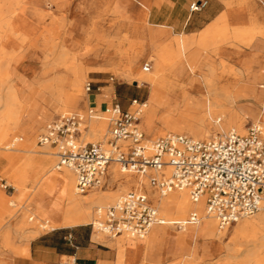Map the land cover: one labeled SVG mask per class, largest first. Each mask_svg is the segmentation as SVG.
Segmentation results:
<instances>
[{"label":"rangeland","instance_id":"1","mask_svg":"<svg viewBox=\"0 0 264 264\" xmlns=\"http://www.w3.org/2000/svg\"><path fill=\"white\" fill-rule=\"evenodd\" d=\"M8 1L0 0V2ZM146 1L147 3L140 4L137 0H12L11 8L14 10L15 23H17L19 32L26 29V40L21 41L20 38L14 36L3 50L0 47V68H6L9 56L12 55L14 57L8 67L10 76L7 83L9 82L8 86L16 85L18 90L20 87L19 94L22 100L28 104V110L34 111L35 120L34 122L32 120L28 121L27 111L23 117V122L16 129L12 128L7 137V143L14 142L16 144L12 145L10 149L3 147L0 150L11 156L7 159L0 153L6 158L0 160V168L7 188L13 192V194L9 191L7 192V200L1 207L0 236L4 226L19 219L20 222H24L23 226L19 228L20 232L26 230V235L28 236L37 235L39 232L49 228H44L42 226L44 220H37L35 214L48 216L46 207L53 208L55 206L59 207L61 214L69 204L64 198V184L61 177L63 170L57 168V157L53 154L54 149L37 145L38 136L46 124L60 113L68 111L86 113L89 108H93L102 117L100 119L89 118L86 120V128H84V125L81 141L83 143H106L110 137L111 128L109 122L103 117L105 116L103 110L106 107L111 104H119L124 110L136 111L140 109L142 102L152 99L153 96L164 98L165 100L167 95H169L168 98L173 102V105L159 109L156 112L153 118L154 131H148L141 113L140 125L148 140L166 133H180L165 130L163 134H159L165 127L164 120L167 117H180L186 112V99L181 100L175 94H168L166 90L152 89L150 84L146 82L138 86L134 76H126L125 73L120 72L126 64L125 53L131 52L128 48L129 41L123 39L125 36H129L131 41H136L146 47L145 54L141 56L137 69L142 71V67L148 64L149 70H152L155 60V56L151 55L153 53L152 48L156 45L167 43L173 36H178L175 34L182 33L183 30L187 31L204 24L206 19L205 8L191 11V3L184 4L182 0L173 7H168L166 0ZM256 1L258 5L255 9L248 3L238 5V0H233L231 7L226 5L225 0H211L210 7L214 9V12L218 10L227 11L230 29L248 27L254 22L259 27H264V0ZM6 14H9V12ZM5 18L7 19V16ZM188 19H191L192 24L184 28L183 24ZM0 20L5 21L3 18H0ZM3 30V27L0 28V31ZM153 30H164L166 35L163 38H157L153 35ZM156 41L159 43H156ZM215 42L216 51L208 53L205 50L202 57L208 53L209 57L204 58V60H207L216 68L212 78L219 80L220 84L230 81L231 84L240 86L246 79L240 80L238 75L232 79L223 78L221 76L222 66L229 70L233 69L234 73L246 72L250 68L255 71H261L262 74L264 73V37L255 38L253 43L247 46L237 42L232 38L231 33L227 32L224 35H217ZM54 44H58V50L65 54V63L75 62L78 59L85 72L82 83V98L84 100L78 107L70 108L69 110H63L61 104L56 102L51 96L48 88H44L50 83L55 74H44V70L48 67L47 64L51 63L52 55L50 49ZM196 46V42L190 45L191 48ZM182 62L186 63L185 58L182 59ZM116 67H119L120 70L118 71ZM56 72L57 75L68 76L66 67L63 64L59 65ZM2 80L3 77L0 75V94L5 93L4 87L7 86L6 83L4 84L5 86L1 83ZM89 81L92 83V89L87 91L86 83ZM175 82L179 87H187L188 85L187 79L175 80ZM65 88L69 89L67 85ZM192 96L195 98L199 97L194 93ZM245 103L247 104V101L240 102L241 105ZM248 103L264 114V108L260 103L255 104L253 101ZM1 111H3L2 102L0 104ZM240 114L244 128L243 133H246L249 127L258 123L249 109L245 108ZM101 122H104L105 126L101 130L97 129L98 131H94L93 127L98 128ZM32 123L35 126L33 132H30L33 137L30 138L28 137L30 133L27 132L26 125ZM178 125L183 126L184 123L180 122ZM217 126L218 123L210 119V122H208L209 132L200 139H207L231 129L228 128L223 131L218 129ZM261 128L264 137L263 123ZM183 134L192 136L186 132ZM26 144L30 147V150H26L28 148ZM29 156H32L31 161H28ZM63 168L69 170L68 167ZM116 188L117 185L111 184L110 177L107 176L102 186L92 188L85 194H79L76 191V195L79 198H88L93 194L103 193ZM74 189L76 190L75 174ZM130 190L116 192L110 203L100 207H108L114 204ZM36 191L44 193L46 195L45 200H50L48 205L44 207L43 203H38L39 208L42 209L39 210L40 212L31 209V200ZM25 205L26 209L24 208ZM97 207L99 205H94L92 208V217L86 222L88 224L87 227H92L91 223L96 219ZM159 213L165 218L160 210ZM189 215L190 213L185 217L187 218ZM252 217L254 215L242 218L222 228L225 232L222 245L231 241L238 222L244 219H251ZM155 225L162 226L164 234L156 238L153 247H149L148 244L152 239V228ZM155 225L151 227L143 238L117 237L113 239L114 241L119 240L120 246L125 249L122 264H135L139 257V247L145 249L143 260L145 264H200L201 258L193 259L190 257L192 246L196 240L197 223H187L180 228L176 224L169 223ZM182 234L188 236L186 244L182 245V247L185 245L183 249L174 251L171 255L172 257L164 258L161 262L150 258L155 253L154 251L165 246L166 241L171 240L174 242V246H180L185 240ZM11 235L12 229L10 231ZM98 236L101 238L107 237L101 232L98 233ZM127 243L137 244V250L130 251ZM9 245L11 246V244H4L6 247ZM222 253H225V251ZM259 255L260 260L263 262L264 252L259 253ZM146 257L148 258L147 260ZM211 257L215 260L222 258L220 255L217 257L216 254ZM245 257L246 254L238 253L235 260L230 264H244ZM249 264H255V262L251 261Z\"/></svg>","mask_w":264,"mask_h":264},{"label":"bare ground","instance_id":"2","mask_svg":"<svg viewBox=\"0 0 264 264\" xmlns=\"http://www.w3.org/2000/svg\"><path fill=\"white\" fill-rule=\"evenodd\" d=\"M137 1L140 4L147 3L146 0ZM225 3L228 7H231L233 0H225ZM245 3H248L254 9L258 5L256 0H238V5ZM11 7L12 0L0 2V18L5 20H0V28H4L3 31H0V47L2 50L14 36L20 38L21 41L26 40V29L19 32L17 23H15L16 18L13 15L14 10ZM5 12H9V14ZM6 16L7 19L5 18ZM228 18V13L224 10L200 32L191 35L182 33L178 36H173L167 43L161 42L162 44L154 46L151 54L155 56L152 70L145 68V66L142 67V71L137 69L141 56L145 54L146 47L141 43L131 41L129 36L124 37L123 40L130 43L128 48L131 52L125 53L126 64L122 70L116 67L118 71L125 73L126 76H134L138 86L145 82L150 84V86L158 85L163 90H166L168 94H175L181 100L186 99V112L180 117H167L164 120L165 127L159 134H163L165 130L182 134L186 132L191 134L192 137L195 136L194 138L200 139L208 134L210 129L208 122H210V119L218 123V129L225 131L231 128L244 134L240 113L245 108L249 109L250 113L255 116L258 122L256 125L261 127V124H264V114L248 103L250 101L255 102V104L260 103L264 108V73L262 74L261 71H255L251 68L246 72L234 73L233 69L229 70L222 66L221 76L223 78L232 79L238 75V79H246L240 86L231 84L230 81L220 84L219 80L212 78L216 68L210 62L204 60V58L209 57L208 53L216 51L214 46L217 35H224L229 32L233 39L247 46L251 45L255 38L264 37V27H259L255 22L248 27L230 29ZM153 35L157 38H163L166 35V31L155 30ZM195 42L197 46L191 48L190 45ZM156 43L159 42L156 41ZM50 51L52 55L51 63L47 64L48 67L44 70V74H55L53 79L51 78L50 83L44 88H48L51 96L56 102L61 104L63 110L76 108L84 100L82 98V83L85 77L84 68L78 59L75 62L65 63L66 56L58 50V44H54ZM204 51L208 53L202 57ZM13 58L12 55L9 56L6 68H0V75L3 77L1 83L3 85L7 84L4 87L5 93L0 94V104L2 102L3 106V111L0 112V146L7 140L12 128H15L21 122L29 108L28 104L19 98L18 87L12 83V85L8 86L9 82L7 83L10 76L8 67ZM183 58H185L186 63L182 62ZM60 64L66 67L67 77L57 75L56 70ZM181 79L188 80L187 87L176 85L175 80L179 81ZM66 85L69 89L65 88ZM193 93L199 97L195 98L192 96ZM168 96L161 106L148 100L140 104L139 110L149 132L154 131L153 118L156 112L159 109L173 105ZM242 101H247V104L241 105L240 102ZM180 122L184 123V125H178ZM104 126L105 123L101 122L98 128L93 127V130H101ZM15 144L14 142L10 143L8 149ZM26 147H28L26 150H30L27 144ZM31 160L32 156H29L28 161ZM60 169L63 170L61 177L64 184V198L69 204L62 212L61 219L58 222L44 220L42 225L44 228L86 223L92 217L94 205L103 206L110 203L118 191L125 192L130 189H140L147 193L158 212L160 210L164 214L165 223L175 224L180 222L181 226H184L185 224L183 223L188 218L185 216L188 213L196 212L198 214L196 240L192 246L190 257L193 259L201 258L200 264H230L235 260L238 253L246 254L244 264H249L251 261L255 262V264H264V261L262 262L259 257V253L264 252V210L255 213L251 219H244L238 222L231 241L222 245L225 232L219 227L217 219L207 212L204 200L193 201L187 189H174L162 193L151 187L145 176H137L131 172L124 171L119 167L118 163L112 162L108 167V176L111 184H116L117 188L93 194L88 198H79L74 189V171L71 168L68 170L62 167ZM36 218L37 220L40 219L37 216ZM4 233V235L7 234L6 232ZM163 234L164 228L160 225H155L152 228V239L148 246L153 247L156 238L163 236ZM4 237L5 241L10 240V232ZM117 245L120 254L119 264H122L125 249L120 246L119 240ZM224 251L225 253H222ZM213 254H216L217 257L220 255L222 258L215 260L211 257Z\"/></svg>","mask_w":264,"mask_h":264},{"label":"built area","instance_id":"3","mask_svg":"<svg viewBox=\"0 0 264 264\" xmlns=\"http://www.w3.org/2000/svg\"><path fill=\"white\" fill-rule=\"evenodd\" d=\"M207 4V0L194 1L190 9L197 11ZM145 68L150 67L146 64ZM91 89L89 81L86 90ZM96 112L89 108L86 113H60L37 139L38 146L54 149L58 169L74 171L79 194L102 186L114 162L124 171L145 176L150 186L162 193L187 189L193 201L204 200L220 228L264 210V137L260 126L252 125L244 134L231 129L207 139L166 133L148 140L140 125V110L112 104L103 110L111 127L107 142L83 143L86 120L102 117ZM96 213L93 228L111 237H144L153 225L166 222L140 189L130 190L108 207H97ZM198 220V214L191 212L183 224ZM175 224L181 227L180 222ZM58 264L89 263L71 256Z\"/></svg>","mask_w":264,"mask_h":264},{"label":"crops","instance_id":"4","mask_svg":"<svg viewBox=\"0 0 264 264\" xmlns=\"http://www.w3.org/2000/svg\"><path fill=\"white\" fill-rule=\"evenodd\" d=\"M181 0H166V3L169 6H174ZM184 4H189L194 1L199 0H182ZM208 4L200 10L206 12V19L204 24L199 27L191 28L190 30H183L182 33L191 35L194 33H198L204 29L205 26L211 24L215 18L222 12V10H218L214 12V9L211 6V0H207ZM150 4V3H149ZM191 19H188L184 22L183 27H187L191 25ZM179 33V34H182ZM175 34V35H179ZM152 89H161V87L157 85H151ZM20 90V87H19ZM18 90V96L22 100ZM164 98H158L153 96L152 99L148 100L158 106L163 102ZM24 101V100H22ZM25 102V101H24ZM112 105V104H111ZM26 114V113H25ZM24 119L21 120L23 122ZM35 120L34 111L28 110V121ZM21 122L14 128L19 127ZM35 124L26 125L27 132H33ZM28 137L32 138V133L28 135ZM10 142L6 141L1 144L0 150L4 147L8 149ZM7 159L11 156L10 154L0 151ZM6 159L2 155H0V160ZM108 176V173H107ZM107 179V177H106ZM13 194V192L7 188L5 179L2 175L0 168V211L2 205L5 204L7 198V192ZM45 194L42 192H37L33 195L31 200V209L33 211L42 210L39 208L38 203H43V207L47 206L50 200H45ZM36 207V208H35ZM100 207V206H99ZM26 209V205L24 206ZM97 209V208H96ZM46 211L50 215H37L40 219L49 220L50 222H58L61 219V214L59 211V207L55 206L53 208L46 207ZM40 212V211H39ZM97 218V213H96ZM95 221V220H94ZM93 221V222H94ZM92 222V223H93ZM23 221H12L8 225L4 226V230L2 231V236H0V264H58L61 260L67 259L71 256H75L78 262L80 263H89V264H119V250H118V241H114L113 239L117 237H129L127 235L121 234L116 237H111L109 235L106 238H101L98 236L100 231L92 227H87V223H80L75 225H57L55 227L49 228L47 230H43L39 232L37 235L28 236L26 235V230L21 231L19 228L23 226ZM91 223V225H92ZM9 229V230H8ZM12 229V235L10 240L5 241V237L10 230ZM6 230V231H5ZM8 230V233H7ZM6 232L7 234L4 235ZM102 233V232H101ZM28 236V237H27ZM182 237L184 242L180 246H174V242L169 240L166 241L165 246L162 249H158L154 251L153 255L150 257L157 262H161L164 258L172 257V253L174 251H180L185 247L182 245L187 241L188 236L183 235ZM11 244V246H4V244ZM127 247L130 251H136L138 248L137 244L127 243ZM176 247V248H175ZM139 257L135 264H145L144 260V248L139 247ZM148 258L146 257V260ZM134 264V263H132Z\"/></svg>","mask_w":264,"mask_h":264}]
</instances>
